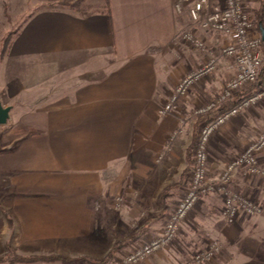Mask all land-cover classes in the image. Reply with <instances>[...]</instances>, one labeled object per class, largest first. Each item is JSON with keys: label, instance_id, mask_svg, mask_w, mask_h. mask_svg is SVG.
Returning a JSON list of instances; mask_svg holds the SVG:
<instances>
[{"label": "crops", "instance_id": "0c3cea01", "mask_svg": "<svg viewBox=\"0 0 264 264\" xmlns=\"http://www.w3.org/2000/svg\"><path fill=\"white\" fill-rule=\"evenodd\" d=\"M173 4L0 0V45L11 34L0 57V101L18 110L10 136L0 139L3 252L67 258L14 264H112L161 232L187 185L195 110L234 74L231 60L219 59L214 81L205 77L173 111L159 114L180 78L208 58L183 33H195L215 56L228 40L193 24L187 5L179 14ZM243 4L252 15L260 0ZM261 132L264 102L215 132L209 178ZM259 161L264 165V151ZM231 186L262 212L228 224L220 196L217 205L212 194L203 196L173 242L139 264H185L212 238L220 243L217 257L195 264H264V179L239 167ZM117 242L112 258L98 263Z\"/></svg>", "mask_w": 264, "mask_h": 264}, {"label": "built area", "instance_id": "2783aa9c", "mask_svg": "<svg viewBox=\"0 0 264 264\" xmlns=\"http://www.w3.org/2000/svg\"><path fill=\"white\" fill-rule=\"evenodd\" d=\"M186 5L193 24L205 31L220 33L228 40L221 46L220 55L215 56L195 33L192 31L183 33V41L195 48L205 50L208 58L180 78L159 109V114L173 111L177 102L187 95L191 88L216 71L219 59H230L234 74L226 79L222 90L215 97L200 104L195 110L197 116L205 115L214 109L219 113L209 122L200 125L187 185L168 215L161 232L112 264H139L168 247L176 238L181 223L203 196L209 194L220 196L221 213L228 224L236 223L240 216L252 217L262 212L259 203L233 190L231 181L234 171L239 167H243L248 174L264 179V165L259 161V156L264 151V132L259 133L240 153L231 158L215 179L209 178L208 175V150L212 136L223 125L241 112L264 102V83L259 79L264 62L263 41L243 0H223V3L217 7L212 6L209 0H174L173 7L180 14ZM248 89L250 91L246 95L235 97L236 93ZM177 133V131L172 132L169 140L172 141ZM166 149L169 150V145ZM219 251L220 243L211 241L205 249L194 252L185 264L209 262Z\"/></svg>", "mask_w": 264, "mask_h": 264}, {"label": "trees", "instance_id": "16d2710c", "mask_svg": "<svg viewBox=\"0 0 264 264\" xmlns=\"http://www.w3.org/2000/svg\"><path fill=\"white\" fill-rule=\"evenodd\" d=\"M105 7V9L108 11L109 10V6H108V2L106 1L105 4L103 5ZM251 17L253 18V22L255 24V28L257 31H259V26L264 27V0H260V4L259 7L254 11V14L251 15ZM11 45V34H8L4 40L3 43L1 44V52L0 54H4ZM262 52H263V61H264V42L262 43ZM259 79L260 81H264V62L263 65L261 67L260 70V74H259ZM250 90H243L241 92H238L235 94L236 98H239L241 96L246 95ZM219 113L218 110L214 109L209 111L207 114L205 115H198L197 116V122L195 124V132L193 134V140L191 143V146L189 148V155H188V159L190 160L191 166L193 164V151L196 147L197 144V140L199 137V129H198V125H201L202 123H207L210 120H212L217 114ZM172 187V186H171ZM166 187L158 196V200L161 199L162 196H164L166 194V192L171 188ZM118 243L115 245V247H113L110 252L107 254V256H105V258L97 261L98 263H105L108 262L109 259L112 258L113 253L116 251V249L118 248ZM56 259H60V260H66L67 258L61 257L59 255H50V256H39V255H31V256H21V255H17L10 247H7V250L5 252V254L3 256L0 257V264H14V263H29V262H35V261H45V260H56Z\"/></svg>", "mask_w": 264, "mask_h": 264}, {"label": "rangeland", "instance_id": "374dc122", "mask_svg": "<svg viewBox=\"0 0 264 264\" xmlns=\"http://www.w3.org/2000/svg\"><path fill=\"white\" fill-rule=\"evenodd\" d=\"M9 33H11V32H9ZM0 52H1V45H0ZM0 57H2V55L0 54ZM213 75H214V73L210 76L211 78H212V80L214 81V77H213ZM18 110H14V109H11L10 110V119L7 121V123L5 124V125H0V139L2 138L3 140H7L8 139V137L10 136V135H8L7 133L8 132H10L11 130L10 129H14V125L12 124L13 123V121H12V118L14 119V116L15 115H17L16 114V112H17ZM5 191V190H4ZM3 191V192H4ZM209 198H211L209 201H211V202H213L215 205H217L218 203H216L218 200H217V195H215V194H212V195H210V197ZM204 213V210H203V208H201V209H199V210H197V213L196 214H203ZM213 215H215V216H218V212H217V209H215V212L213 213ZM189 216V215H188ZM216 219H218L217 217H216ZM200 224H201V226L199 227V226H196V228H200V229H202V226L205 224L204 223V219H202L201 221H200ZM202 230H194V232H197V233H194V237L196 238V236L198 235V232H201ZM198 236H200V234L198 235ZM213 240H216V241H218L217 239H215V238H212ZM4 238L3 237H1L0 236V253L1 252H3V250H4ZM6 249V248H5ZM12 249V248H11ZM7 250V249H6ZM6 250L2 253V254H0V257L1 256H3L4 254H5V252H6ZM13 250V249H12ZM14 251V250H13ZM15 252V251H14ZM17 255H20V253L18 254V252H15ZM217 255H218V253L215 255V257H214V259L217 257ZM22 256V255H21ZM214 259H212V260H214ZM179 260H180V258H179ZM178 261V260H177ZM177 261H176V263H177ZM30 263V262H29Z\"/></svg>", "mask_w": 264, "mask_h": 264}, {"label": "water", "instance_id": "95a60500", "mask_svg": "<svg viewBox=\"0 0 264 264\" xmlns=\"http://www.w3.org/2000/svg\"><path fill=\"white\" fill-rule=\"evenodd\" d=\"M259 33L262 41L264 42V27L259 26ZM11 106H4L0 101V125H4L10 119Z\"/></svg>", "mask_w": 264, "mask_h": 264}]
</instances>
